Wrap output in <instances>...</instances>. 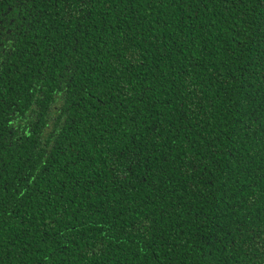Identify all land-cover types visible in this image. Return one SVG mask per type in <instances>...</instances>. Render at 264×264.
Instances as JSON below:
<instances>
[{
    "label": "trees",
    "instance_id": "obj_1",
    "mask_svg": "<svg viewBox=\"0 0 264 264\" xmlns=\"http://www.w3.org/2000/svg\"><path fill=\"white\" fill-rule=\"evenodd\" d=\"M0 264H264V0H0Z\"/></svg>",
    "mask_w": 264,
    "mask_h": 264
}]
</instances>
